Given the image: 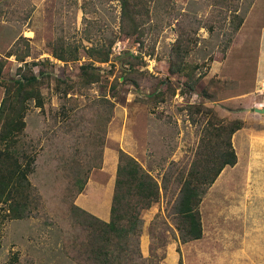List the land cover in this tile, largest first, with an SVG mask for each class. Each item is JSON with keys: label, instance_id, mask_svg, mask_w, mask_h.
<instances>
[{"label": "rangeland", "instance_id": "obj_1", "mask_svg": "<svg viewBox=\"0 0 264 264\" xmlns=\"http://www.w3.org/2000/svg\"><path fill=\"white\" fill-rule=\"evenodd\" d=\"M212 1L174 0L168 16L158 9L140 44L121 37L116 1L0 0L3 80L25 53L27 62L51 65L43 108L30 104L21 136L36 155L33 207L24 219L0 210V264H94L80 253L87 232L72 206L94 216L92 195L113 185L119 151L159 187L157 201L140 214L135 264H178L179 256L182 264H264V113L253 111L264 107L256 92L264 78V0H227L223 8ZM234 8L243 23L233 34L228 26L236 19L225 11ZM178 27L196 33L182 61L171 49ZM61 42L77 47V60L51 55ZM111 42L120 44V55L93 61L88 49ZM10 50L17 58L6 57ZM85 63L101 69L100 82L83 83ZM4 91L0 86V104ZM238 122L242 127L230 135ZM228 143L235 165L203 194L202 238L183 244L175 211L181 185L200 155L227 151ZM85 177L75 196L76 179ZM109 219L110 210L100 220Z\"/></svg>", "mask_w": 264, "mask_h": 264}, {"label": "trees", "instance_id": "obj_2", "mask_svg": "<svg viewBox=\"0 0 264 264\" xmlns=\"http://www.w3.org/2000/svg\"><path fill=\"white\" fill-rule=\"evenodd\" d=\"M100 2L103 0H99ZM118 2L120 8L119 32L121 37L133 38L135 42L142 44L147 26L152 18L161 9L170 15L174 11V0H110ZM227 0H213L211 6L227 5ZM233 19L228 28L236 33L243 23L234 8L227 9ZM164 18H160L154 29L160 30ZM219 29H222L220 27ZM210 31H213L210 28ZM192 33L185 28L177 30V37L172 45V55L179 61L188 57L192 50ZM111 42L108 46L102 44L99 47H90L89 56L98 63H107L111 53ZM72 43L61 42L53 48L51 55L62 62L78 59L77 47ZM17 54L14 50L6 53L10 58ZM28 53L18 60L23 63L15 69V74L8 80H3L5 62L0 61V86H4V97L0 104V210L8 219H24L33 207V189L29 182V175L34 171L36 161L35 153H32L21 143L26 123L25 116L31 103L35 107L43 108L44 99L41 89L51 76L47 68L51 67L48 60L42 62L30 61L26 58ZM180 71V69H172ZM82 81L85 85L97 84L101 79V69L92 63L80 66ZM112 86H115L113 84ZM192 87H190L191 89ZM112 108V103L105 97L99 99ZM242 127L238 122L229 130L232 135ZM222 148L215 152H207L200 155L196 165L192 167L181 185L175 211L177 215L176 229L179 232L181 243L192 242L202 238V225L199 206L203 194L209 189L220 172L227 166L235 165V153ZM94 164V168H98ZM87 177L76 179L75 196L84 190ZM158 183L146 173L138 162L130 155L119 151L118 164L115 173L114 189L110 206L109 222H103L97 217L87 213L73 205L72 213L87 232L85 247L80 253L94 264H135L136 256H140L139 238L141 235L140 214L151 207L158 199ZM179 253V249L176 250ZM178 264H182L179 256Z\"/></svg>", "mask_w": 264, "mask_h": 264}, {"label": "crops", "instance_id": "obj_3", "mask_svg": "<svg viewBox=\"0 0 264 264\" xmlns=\"http://www.w3.org/2000/svg\"><path fill=\"white\" fill-rule=\"evenodd\" d=\"M114 182V180H113ZM112 182V186L114 187V183ZM87 186V184H86ZM112 186L107 187L106 190L103 193V189L99 188L100 191L99 192H94V194L92 195L93 198V207L92 209H90L89 211H91L94 216L102 219V220H106L107 215H109V210H110V204H111V200H112V193H113V189Z\"/></svg>", "mask_w": 264, "mask_h": 264}, {"label": "built area", "instance_id": "obj_4", "mask_svg": "<svg viewBox=\"0 0 264 264\" xmlns=\"http://www.w3.org/2000/svg\"><path fill=\"white\" fill-rule=\"evenodd\" d=\"M121 53V48H120V44H115L112 48H111V53H110V58H112L115 55H120ZM133 54H137V52H135L134 50L132 51ZM257 94H259L260 96L264 97V78H262L260 81H258L257 83V90H256Z\"/></svg>", "mask_w": 264, "mask_h": 264}, {"label": "water", "instance_id": "obj_5", "mask_svg": "<svg viewBox=\"0 0 264 264\" xmlns=\"http://www.w3.org/2000/svg\"><path fill=\"white\" fill-rule=\"evenodd\" d=\"M254 112L263 114L264 113V107L262 109H253Z\"/></svg>", "mask_w": 264, "mask_h": 264}]
</instances>
